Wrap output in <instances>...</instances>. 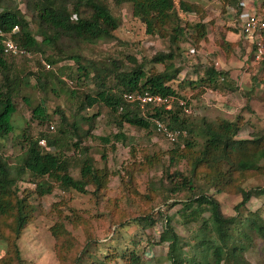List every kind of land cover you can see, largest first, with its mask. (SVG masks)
<instances>
[{
    "label": "rangeland",
    "instance_id": "obj_1",
    "mask_svg": "<svg viewBox=\"0 0 264 264\" xmlns=\"http://www.w3.org/2000/svg\"><path fill=\"white\" fill-rule=\"evenodd\" d=\"M104 1L111 14L119 19L118 26L113 31L114 37L94 43L70 41L68 44L62 40L61 50H76L82 59L97 67L115 59L128 68L132 64L126 56H131L142 63L145 72H158L163 69V64L153 63L150 58L157 52L172 50V63L179 71L169 85L175 90L176 98L184 104V109H187L185 120L191 131L190 141L194 144L195 151L201 148L206 138L201 131L203 119L214 124L218 119L235 121L239 118L235 121L239 127L235 136L239 139L258 137V132L264 130V84L259 83V72L254 71L256 66L251 65L247 52L248 44L237 28L235 5L228 0H174L177 9L179 1L194 9L192 12L177 10L181 26L200 22L205 26V34L198 41L195 37H191V42L179 37L176 43H172L168 34H146L143 24L131 15L129 4L115 6L112 0ZM25 2L26 0H5L10 7L23 13L31 32L34 33L36 23ZM184 28L195 35L190 28ZM49 55H55V52L45 50L36 56L38 64L22 57L11 60L14 67L11 68L10 75L14 73L15 77L22 78L23 81L12 98L15 104V111L11 115L14 126L13 131L2 141V152L4 156L14 159L20 148L15 136L24 126L36 136L43 132L47 122H51L56 132L63 126L60 121L62 115L64 123L73 121L76 124L77 129L73 132L83 133L88 125L82 117L97 113L93 129L95 135L82 138L81 146L86 148L85 154L94 160L97 168H106L108 182L98 195L74 190L64 192L56 185L46 182L42 184L39 191L28 197L34 210L16 239L19 260L11 264H72L70 253L80 255L78 264H103L110 255L116 256V259L104 264H126L127 255L131 251L140 256L141 264H169L165 255L166 243H153L163 221L156 222L152 227L141 228L133 217L143 215L150 208L155 216L156 210L162 209L170 215L178 234L189 242L194 240L195 225L184 226L178 219L177 209L180 203L174 200L180 201L182 193L167 199V203L172 204L174 201L170 209L161 206L160 202L164 183L167 181L165 169L168 168L169 172L178 170L184 175L190 174L191 159L183 149V141L179 143L177 155L173 154L176 157L175 162L170 164L166 154L171 148L170 143L155 135L151 129L149 132L125 123L121 128L124 138L114 139L110 136L112 127L107 108L98 104L77 110L81 98L79 93H92L94 89L90 76L84 78L77 64L66 57H59L55 63L44 67L40 59L44 60ZM211 63L218 69L240 71L236 75L240 77L239 80L232 82L225 79L218 83L216 90H211L208 84L198 81L200 77L203 78L204 68ZM38 71L53 72L55 75L54 78H49L45 88L35 85L33 76ZM40 101L48 115L47 121L42 124L32 119L30 112ZM104 136L108 137L107 142L101 139ZM63 151L66 156H75L77 152L71 146L63 147ZM82 156L83 153L76 155V161ZM154 157H158L160 164L151 163ZM76 169L77 166H72L73 176H76ZM242 185L245 189L264 186V159L259 161V171L244 179ZM148 186L155 189L149 190ZM147 193L151 199L149 205L145 204ZM214 196L223 213H235L233 206L240 201L238 193L228 191ZM247 210L257 212L264 218V196L250 198L244 206L237 209V214L243 215ZM59 223L63 225L65 233L62 237L54 238L50 227ZM8 232L6 226L0 225V258L7 252L12 254L2 237ZM251 243L254 246L247 249L246 257L253 264H264V251L261 250L263 244L255 238ZM183 252L187 254V248ZM104 253H107L105 259ZM123 253L126 260L122 257ZM221 264L233 263L225 260Z\"/></svg>",
    "mask_w": 264,
    "mask_h": 264
},
{
    "label": "trees",
    "instance_id": "obj_2",
    "mask_svg": "<svg viewBox=\"0 0 264 264\" xmlns=\"http://www.w3.org/2000/svg\"><path fill=\"white\" fill-rule=\"evenodd\" d=\"M260 1L264 3V0ZM228 2L235 5L237 12L239 0ZM112 3L115 6L129 4L131 15L143 24L146 34L159 36L168 34L172 43H176L179 37L190 42L191 37H195L194 39L198 41L205 34V26L200 22L181 26L177 10L182 12L194 10L185 2L179 1L178 9L174 0H112ZM25 4L35 20L36 31L32 33L23 13L15 7H10L5 0H0V30L9 33L13 26H17L16 32L10 37L19 47L35 55L52 50L55 55L44 58L48 64L55 63L59 57H66L77 64L84 78L90 76L94 89L92 93H79L81 98L77 110L81 111L98 104L107 108L108 120L112 127L111 137L124 138L121 128L125 123L150 132V129L153 130L151 118L159 119L168 127L185 130L186 138L170 143L171 148L166 154L167 161L173 164L179 143L183 141V149L191 159L190 174L184 175L178 170L169 172L168 168L165 169L167 181L164 183L160 202L166 209H170L174 201L180 203L177 209L179 222L184 226L195 225L194 240L189 242L178 234L170 215L162 209H157L155 216L150 208L143 215L133 217L141 228L152 227L156 222L163 221L153 243H166L165 255L169 264H221L225 260L233 264H253L245 252L254 246L251 243L254 238L263 244L261 250L264 251V218L250 210L239 215L237 209L244 206L250 198L264 196V186L245 189L242 185L244 179L259 171V161L264 159V130L258 132V137L239 139L235 136L239 129L235 121L239 118L235 121L218 119L214 124L203 119L201 131L206 138L201 148L195 151L194 144L190 141L191 131L185 120L184 104H179L178 98L174 99L170 109L147 105L142 111L136 103H128L122 97L124 93L147 91L176 98L175 90L169 85L179 71L172 63L174 59L172 50L157 52L150 58L153 63L163 64V69L158 72H145L142 63L131 56H126L132 64L128 68L115 59L97 67L94 63L82 59L78 51L61 50L60 46L62 40L68 44L70 41L94 43L114 37L113 31L117 28L119 19L111 14L104 0H26ZM184 27L190 28L195 35L188 33ZM68 47L70 48L69 45ZM14 59L16 58L3 55L0 50V225L9 229L8 234L2 237L12 253H5L0 258V264H11L19 260L16 239L34 210L28 197L39 191L43 187L42 184L46 182L52 186L56 185L64 192L74 190L98 195L106 188L108 182L106 168H97L94 160L85 154L86 148L81 146L82 138L95 135L94 118L97 113L82 117L88 125L83 133L73 132L77 129L76 124L73 121L64 123L62 115L60 121L63 126L56 132L51 122H47L46 130L36 136L24 126L15 136L20 146L19 152L14 155V159L4 156L2 141L13 131L14 126L11 120V115L15 111L12 98L23 81L22 78L15 77L14 73L13 78L10 75V70L14 67L11 60ZM22 59L38 64L36 57ZM39 67L42 68L40 64ZM54 77L53 72L38 71L33 80L37 87L45 88L49 78ZM257 78L264 84L259 75ZM225 79L232 81L229 72L218 69L211 63L204 68L203 78L200 77L198 81L208 84L211 90H216L218 83ZM30 112L31 118L37 120V123L47 121L48 115L42 101L33 106ZM49 124L53 125V130L48 129ZM73 136L75 139L72 140ZM39 139H43L44 146L38 144ZM101 139L107 142L108 137L104 136ZM68 146L77 151V156L83 153L82 158L76 161V155L66 156L63 147ZM102 157L105 158L104 154ZM153 162L160 164L158 157L152 158L151 163ZM72 166H77L76 176L72 174ZM148 189L155 188L148 186ZM228 191L238 193L240 196V201L233 206L235 212L233 215L223 213L214 196ZM179 193L183 195L180 201L167 203L168 198H174ZM150 202L147 193L145 204L149 205ZM50 231L54 238L62 237L65 233L61 223L52 225ZM185 248L187 254L183 252ZM69 256H72V264H78L79 254L70 253ZM106 256L107 253H104L103 258ZM122 257L126 260L124 253ZM114 259L116 256L110 255L104 263ZM126 261V264H141L140 256L135 251L129 252Z\"/></svg>",
    "mask_w": 264,
    "mask_h": 264
},
{
    "label": "built area",
    "instance_id": "obj_3",
    "mask_svg": "<svg viewBox=\"0 0 264 264\" xmlns=\"http://www.w3.org/2000/svg\"><path fill=\"white\" fill-rule=\"evenodd\" d=\"M236 20L241 37L248 44L247 49L250 56L252 66H256L255 72L264 80V3L260 0H239V7L236 12ZM17 26H13L9 33H4L0 30V50L3 55L9 57H22L32 59L39 54H34L22 47H19L10 37L15 33ZM192 49V48H191ZM40 63L44 67H49V64L40 59ZM261 81V80H260ZM259 82V81H258ZM262 85V82H259ZM124 101L128 103H136L143 111L145 106L152 107L161 106L163 109H170L174 96H161L151 94L147 91L124 93L122 95ZM179 104H183L177 99ZM121 107H119V110ZM187 112V109H184ZM153 132L167 143H175L180 138L186 135L185 130L168 127L165 123L156 118H151ZM48 129L53 130V125L49 124ZM38 144L44 146L43 139L38 140Z\"/></svg>",
    "mask_w": 264,
    "mask_h": 264
},
{
    "label": "crops",
    "instance_id": "obj_4",
    "mask_svg": "<svg viewBox=\"0 0 264 264\" xmlns=\"http://www.w3.org/2000/svg\"><path fill=\"white\" fill-rule=\"evenodd\" d=\"M245 67H247V65H245ZM227 71L229 72L230 78L233 82H235L236 80H239L240 77H238V76L236 77V75H238L237 73H240V71H236V70H227ZM235 85H237V84H235Z\"/></svg>",
    "mask_w": 264,
    "mask_h": 264
}]
</instances>
